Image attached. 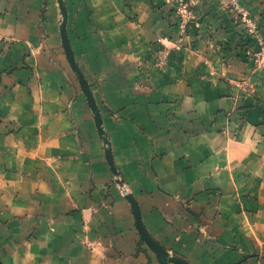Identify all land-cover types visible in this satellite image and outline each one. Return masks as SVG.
Listing matches in <instances>:
<instances>
[{"label": "crops", "instance_id": "obj_1", "mask_svg": "<svg viewBox=\"0 0 264 264\" xmlns=\"http://www.w3.org/2000/svg\"><path fill=\"white\" fill-rule=\"evenodd\" d=\"M63 1L96 108L59 1L0 0V264H264V0Z\"/></svg>", "mask_w": 264, "mask_h": 264}, {"label": "water", "instance_id": "obj_2", "mask_svg": "<svg viewBox=\"0 0 264 264\" xmlns=\"http://www.w3.org/2000/svg\"><path fill=\"white\" fill-rule=\"evenodd\" d=\"M59 1V4H60V7H61V11H62V15H63V20H62V24H61V31H62V36H63V40H64V46L67 50V54H68V57L74 67V69L76 70V72L78 73V75L80 76V79H81V83H82V86L88 96V99H89V102L90 104L94 107H95V99H94V95L90 89V86L88 84V82L85 80L80 68L77 66V63L75 61V57L73 55V52H72V49H71V46H70V43H69V40H68V35H67V31H66V22H67V14H66V8H65V5H64V1L63 0H58ZM96 120H97V124L99 126V128H101V125H102V120L100 118V116L98 114H96ZM108 158L111 162V164H113V160L111 158V155L108 154ZM131 201L133 202V206H134V209H135V215H136V224H137V227L138 229L140 230L141 234L143 235V237L145 238L146 242L151 246V248H153L155 251H157L159 254L161 255H165V251L162 249V247L157 243L155 242L152 237L150 236V234L148 233V231L146 230L143 222H142V218H141V214H140V209L138 207V205L136 204V202H134V199L131 198ZM169 261H172V262H176L178 264H189L181 259H178V258H170L168 260Z\"/></svg>", "mask_w": 264, "mask_h": 264}, {"label": "built area", "instance_id": "obj_3", "mask_svg": "<svg viewBox=\"0 0 264 264\" xmlns=\"http://www.w3.org/2000/svg\"><path fill=\"white\" fill-rule=\"evenodd\" d=\"M221 3H228L231 6L236 5L231 0H219ZM165 4L170 6L179 21L181 31H186L190 21L194 16V2L193 0H164ZM241 20L250 26L251 32L259 39L260 45L252 54L258 68H264V42L259 38V31L257 25L243 10H239ZM165 57L159 62V66L165 62Z\"/></svg>", "mask_w": 264, "mask_h": 264}]
</instances>
